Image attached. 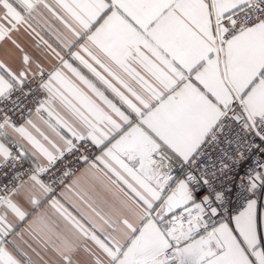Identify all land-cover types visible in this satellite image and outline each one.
<instances>
[{"label": "snow or ice", "instance_id": "6c2138e0", "mask_svg": "<svg viewBox=\"0 0 264 264\" xmlns=\"http://www.w3.org/2000/svg\"><path fill=\"white\" fill-rule=\"evenodd\" d=\"M0 264H264V0H0Z\"/></svg>", "mask_w": 264, "mask_h": 264}]
</instances>
